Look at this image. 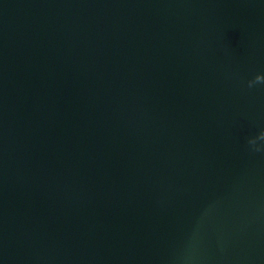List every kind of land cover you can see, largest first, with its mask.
Masks as SVG:
<instances>
[{
	"label": "water",
	"instance_id": "1",
	"mask_svg": "<svg viewBox=\"0 0 264 264\" xmlns=\"http://www.w3.org/2000/svg\"><path fill=\"white\" fill-rule=\"evenodd\" d=\"M264 0H0V264H264Z\"/></svg>",
	"mask_w": 264,
	"mask_h": 264
},
{
	"label": "clouds",
	"instance_id": "2",
	"mask_svg": "<svg viewBox=\"0 0 264 264\" xmlns=\"http://www.w3.org/2000/svg\"><path fill=\"white\" fill-rule=\"evenodd\" d=\"M258 84H264V75L257 73L247 81V87L253 88ZM247 143L251 150L259 152L264 147V129H261L255 136L249 137Z\"/></svg>",
	"mask_w": 264,
	"mask_h": 264
}]
</instances>
